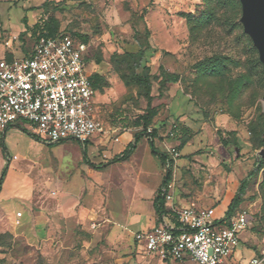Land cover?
Returning a JSON list of instances; mask_svg holds the SVG:
<instances>
[{
	"label": "rangeland",
	"instance_id": "374dc122",
	"mask_svg": "<svg viewBox=\"0 0 264 264\" xmlns=\"http://www.w3.org/2000/svg\"><path fill=\"white\" fill-rule=\"evenodd\" d=\"M46 2L43 10H30L42 0H0V24L20 26L26 15L33 23V17L46 11L47 16L58 21V31L90 36L91 55L101 56L104 61L103 67L91 64L90 70L103 73L107 81L103 93H96L94 99L102 136H111L110 116L117 109L133 120L147 107L144 89L125 84L127 68L114 65L111 58L114 53L136 54L146 48L145 31H149L153 49L148 52L147 66L154 72L161 65L180 77L179 83L168 86L163 97L156 96L152 102V106H159L153 120L158 130L154 146L159 151L167 147L179 153L174 196L188 201L182 208L208 210L220 222L227 219V208L242 181L248 180L242 202L229 217L246 214L249 224L239 235L231 260L248 264L264 250V155L260 156L264 150V65L244 31L240 1ZM5 31L16 32L0 33ZM6 40L0 37V60L10 52L4 46ZM12 54L15 58L26 56L15 48ZM175 119L195 134L192 139L185 138L180 149L181 141L170 136ZM17 125L8 132L6 146L0 142V178L4 184L1 196L6 199L15 193H32L28 200L32 220L19 227L21 238L0 235L3 264H165L142 253L131 236L126 237L120 229L112 231L104 220L90 224L92 232L102 235L94 242L92 233L76 222H65L60 213L52 214L53 201L46 195L44 181L50 176L60 181L75 169L77 153L73 145L79 147L86 159L87 150L83 151L73 139L44 145L30 137L26 122L19 121ZM218 130L235 132V141L231 139L227 147L222 146ZM112 141L109 144L114 149L120 147ZM145 141L148 142L142 137L137 143L139 160L145 149L140 144ZM147 147L150 149L149 143ZM94 150L89 147V154L99 159V151Z\"/></svg>",
	"mask_w": 264,
	"mask_h": 264
},
{
	"label": "built area",
	"instance_id": "2783aa9c",
	"mask_svg": "<svg viewBox=\"0 0 264 264\" xmlns=\"http://www.w3.org/2000/svg\"><path fill=\"white\" fill-rule=\"evenodd\" d=\"M88 49L69 34L43 35L25 57L0 60V141L19 121L47 144L69 139L84 144L103 132L89 80ZM164 151L168 156L165 167L172 168L164 199L171 201L179 153L167 147ZM172 211L175 224L161 223L134 234L142 253L167 263L230 264L239 235L249 224L244 212L218 222L210 211L193 206ZM248 264H264V250Z\"/></svg>",
	"mask_w": 264,
	"mask_h": 264
},
{
	"label": "crops",
	"instance_id": "0c3cea01",
	"mask_svg": "<svg viewBox=\"0 0 264 264\" xmlns=\"http://www.w3.org/2000/svg\"><path fill=\"white\" fill-rule=\"evenodd\" d=\"M44 2L45 0H42L40 5L29 9L43 10ZM33 18L34 21L31 23L27 15L22 17L20 26L9 27L0 24V30H16L15 33L11 31L0 33V37L7 39L4 46L10 50L6 53L5 61H11L15 58L12 54L14 48L25 55L33 49L37 40L34 26L42 18L46 19L47 15L45 11H42L39 17ZM11 130L13 129L9 128L0 141L5 146L7 144L5 138ZM140 130L141 128L120 129L112 127L110 137L109 134L108 136L101 134L93 136L83 145L80 144L83 151L87 150V159L82 155L79 147L73 145L72 147L77 153L75 169L70 174L63 176L60 181H57L56 176H50L49 180L44 181L47 189L46 195L53 201L54 212L51 213L56 215L60 213L66 219L65 222H76V225H80L83 230L92 233V241L94 242L101 239L102 235L92 232L93 229L90 224L99 220H104L107 223L106 226L108 225L114 232L120 229V232L126 237L131 236L134 242V234L136 233L148 232L161 223L175 224L172 209L182 208L181 206L187 205L188 201L180 199L179 195L175 198L173 193L171 201L164 199L163 214L160 218L157 217L154 210V199L162 184L165 170L160 161L151 154V150L147 147L148 142L145 141L140 144L145 148L140 160L136 158L138 153V145H136L135 150L127 160L109 163L112 158L123 153L127 146L133 142L134 134ZM32 139L49 145L39 139ZM111 139L113 144H119L120 147L114 149V146L109 144ZM89 147L91 150L95 148L94 152L98 153L99 151V159H95L94 155L92 157V154H89ZM104 156H106L105 159ZM99 165L103 167L97 169L96 166ZM57 182L60 183L57 184ZM3 186L4 184L0 191V235L10 234L15 240L22 237L19 233V227L27 226L26 222L32 220L28 200L32 199L33 194L30 192L15 193L4 199L1 196ZM1 253H3V249L0 246ZM1 257L2 263L0 264H3L5 258L4 256ZM230 264L235 263L230 259Z\"/></svg>",
	"mask_w": 264,
	"mask_h": 264
},
{
	"label": "trees",
	"instance_id": "16d2710c",
	"mask_svg": "<svg viewBox=\"0 0 264 264\" xmlns=\"http://www.w3.org/2000/svg\"><path fill=\"white\" fill-rule=\"evenodd\" d=\"M47 2L45 0L43 4V8H46ZM46 15L48 13L45 11ZM58 21L51 17L47 16L46 19L42 18L35 26V34L37 39L40 36H57L59 34H69L74 38L86 43L90 40V36L88 34H81L79 32H60L58 31ZM146 35V43L147 47L144 49H140L136 54L123 52L122 54L114 53L111 58V63L116 66H125L128 70L127 75L125 76V84L134 85L138 89H144L145 98L147 100V107L143 114H140L135 119H129L125 114H123L121 109H117L114 111L113 114L110 116V124L114 128H141V130L134 134V140L131 144L127 146V148L123 151L120 156L114 157L110 160L109 163H117L120 161L127 160L133 153L136 148V145L140 138L145 137L148 140L150 145L151 154L156 157L161 165L165 167L168 163V156L166 152L159 151L154 146L155 139L158 138V130L153 125V120L157 116L158 107L152 106V102L154 97H163V93L168 89V86L175 85L179 83L180 77L179 75L168 73L164 68L159 65L156 71L153 72L150 66H147L146 59L148 52H150L153 48L150 44L149 38V31H145ZM89 47V45H88ZM86 61L88 64H93L94 66H102L104 64L103 59L101 56H92L89 49H88V56L86 57ZM89 80L92 85V88L96 93H103L105 86L107 85V81L104 77V74L98 71H91L89 75ZM156 89V90H155ZM154 91L157 92V95L153 96ZM151 127V133L147 131L148 128ZM172 133L176 137V139L181 141L180 146L178 149L182 148L185 145V138L192 139L195 134L190 130L188 127L181 124L178 119H175L172 124ZM218 135L219 141L222 146L227 147L230 144L231 139L235 141L236 133L233 131L229 132H222L218 130L216 132ZM34 139L36 138L34 135H30ZM81 144V143H80ZM2 146L3 143H1ZM83 145V144H82ZM5 150V148H4ZM86 159V158H85ZM89 163V162H88ZM95 167V166H94ZM103 166L99 165L96 166L97 169H101ZM172 179V168L171 166L165 170V175L162 181L160 188L158 189L155 199H154V210L158 218H160L163 214V207H164V198L166 193L167 185L170 183ZM3 179L0 178V191L2 188ZM248 184V180H243L241 185L239 186L235 197L231 200L228 208H227V219L232 215L235 209L240 205L242 202V196L245 193L246 187ZM2 263V260H0Z\"/></svg>",
	"mask_w": 264,
	"mask_h": 264
},
{
	"label": "water",
	"instance_id": "95a60500",
	"mask_svg": "<svg viewBox=\"0 0 264 264\" xmlns=\"http://www.w3.org/2000/svg\"><path fill=\"white\" fill-rule=\"evenodd\" d=\"M242 6L241 22L244 31L257 48L264 65V0H239ZM264 155V150L260 156Z\"/></svg>",
	"mask_w": 264,
	"mask_h": 264
}]
</instances>
